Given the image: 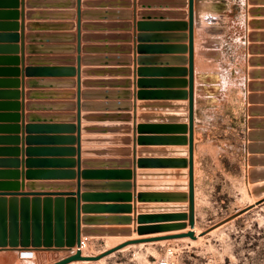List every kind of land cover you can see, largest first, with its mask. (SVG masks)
Masks as SVG:
<instances>
[{"label":"rangeland","instance_id":"rangeland-1","mask_svg":"<svg viewBox=\"0 0 264 264\" xmlns=\"http://www.w3.org/2000/svg\"><path fill=\"white\" fill-rule=\"evenodd\" d=\"M226 2V28L214 29L209 45L211 77L193 93V136L189 83L166 81L168 90L139 94L146 101L136 116L128 104L125 136L104 137L93 149L110 159L84 162L110 167L85 170L83 178L109 179L98 187L114 193L97 198L116 204L83 212L113 215L81 218L79 200L58 198L70 196L56 192L58 184L27 182L24 190L20 172L0 166V264L71 256L78 227L95 256L120 241L188 232L191 221L200 230L195 242L135 245L100 263L76 264H264V0Z\"/></svg>","mask_w":264,"mask_h":264},{"label":"crops","instance_id":"crops-1","mask_svg":"<svg viewBox=\"0 0 264 264\" xmlns=\"http://www.w3.org/2000/svg\"><path fill=\"white\" fill-rule=\"evenodd\" d=\"M226 1L194 0L195 94L211 77L209 45L214 29L226 28ZM188 25L189 0H0V150H10L0 166L20 172L23 189L58 184L56 192L70 194L58 198L79 200L81 218L113 215L83 212L116 204L97 198L114 193L98 187L109 179L83 178L110 167L84 162L110 159L93 149L125 136L128 104L136 116L146 101L139 94L189 83ZM29 172L35 178L26 181ZM156 236L165 235L145 238Z\"/></svg>","mask_w":264,"mask_h":264},{"label":"water","instance_id":"water-1","mask_svg":"<svg viewBox=\"0 0 264 264\" xmlns=\"http://www.w3.org/2000/svg\"><path fill=\"white\" fill-rule=\"evenodd\" d=\"M189 122H190V136H193V28H194V0H189ZM191 230L184 233L179 234H171V235H165V236H156L151 238H142V239H135V240H127L125 242H122L121 244H118L117 246L106 250L102 252L99 255H88L84 256L82 251L77 250L73 255L68 256L56 263L53 264H70L73 262L78 261H87V262H97L101 260L102 258H105L111 254H114L122 249H124L127 246L130 245H138L141 243L149 244V243H156L160 241H168V240H175V239H183V238H190L192 240H196V233L194 230V222L191 221ZM81 231L78 227V233H77V242L76 245L80 246L81 243Z\"/></svg>","mask_w":264,"mask_h":264},{"label":"bare ground","instance_id":"bare-ground-1","mask_svg":"<svg viewBox=\"0 0 264 264\" xmlns=\"http://www.w3.org/2000/svg\"><path fill=\"white\" fill-rule=\"evenodd\" d=\"M252 200H253V199H252ZM193 231H194V232L196 231L195 233H197V234H199V232H200V230L198 231L197 227H196V229H194ZM175 234H176V233H175ZM197 234H196V237L199 238L200 235L198 236ZM144 238H145V237H144ZM183 239L185 240V239H188V238H183ZM189 239H190V238H189ZM120 240H121V239H120ZM198 240H199V239H198ZM192 241L195 242L194 240H192ZM117 242H118V241H117ZM117 242H115V243L117 244ZM120 243H122V242L120 241ZM120 243H118V244H120ZM160 243H161V241H160ZM149 244H150V243H149ZM143 245H144V243H141V245L138 244V246H143ZM111 246H113V245H111ZM115 246H116V245H115ZM134 246H135V245L127 246V247H125L124 249H122L121 251H124V250L128 249L129 247H134ZM113 247H114V246H113ZM113 247H111V248H113ZM111 248H110V249H111ZM108 250H109V249H108ZM82 253H83L84 256H88V255H89V254L87 253V250H86V249H85ZM111 255H113V254H111ZM111 255H109V256H111ZM107 257H108V256H107ZM105 258H106V257H105ZM105 258H102L101 260H99V261H97V262L100 263V262L104 261ZM78 262H79V263H80V262H82V263H90V262H87V261H78ZM78 262H73V263H70V264H76V263H78Z\"/></svg>","mask_w":264,"mask_h":264},{"label":"built area","instance_id":"built-area-1","mask_svg":"<svg viewBox=\"0 0 264 264\" xmlns=\"http://www.w3.org/2000/svg\"><path fill=\"white\" fill-rule=\"evenodd\" d=\"M88 245H89V239L88 238L82 239L81 243H80V246L76 245V247H75L76 251L80 250V251L83 252L85 249L88 248ZM158 264H171V262L169 260H166V261H161Z\"/></svg>","mask_w":264,"mask_h":264}]
</instances>
